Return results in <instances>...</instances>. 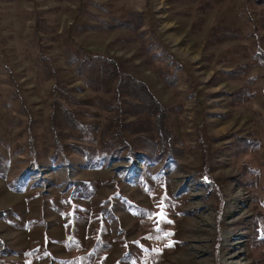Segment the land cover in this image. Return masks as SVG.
<instances>
[{
    "label": "rangeland",
    "instance_id": "obj_1",
    "mask_svg": "<svg viewBox=\"0 0 264 264\" xmlns=\"http://www.w3.org/2000/svg\"><path fill=\"white\" fill-rule=\"evenodd\" d=\"M259 52L264 0H0V264H74L95 238L88 264H264ZM92 55L145 84L171 143L135 107L120 149Z\"/></svg>",
    "mask_w": 264,
    "mask_h": 264
},
{
    "label": "trees",
    "instance_id": "obj_2",
    "mask_svg": "<svg viewBox=\"0 0 264 264\" xmlns=\"http://www.w3.org/2000/svg\"><path fill=\"white\" fill-rule=\"evenodd\" d=\"M227 31H228L227 29H224L223 33H227ZM233 33H234L233 35L232 34L223 35L221 40L234 39V38L236 39L235 35L237 34L235 32ZM210 35L212 34L210 33ZM259 53H260L259 54L260 58H264V52H259ZM85 62H87L89 67L92 64L99 66L102 69V73L104 74V76L108 77V79H111V78L115 79V82H114V85L111 91L112 93L108 97V101L110 103L105 102V105H106L107 110L113 111V114H115L116 116L118 115L114 121H111L113 122L111 123L112 130H113L111 132V137L115 138L117 136H120L119 141H120V145L122 146L120 148L121 150H125V151L132 152V153L135 152V150H133V148L131 147L130 140L124 139V134H123L122 129L126 128L128 125H131V124L134 125L136 121L134 119L131 124L128 122H120V117L123 113L130 114L132 113V111L137 112V109L138 111H146L148 114H150L151 111L154 113V110L159 112L156 121L153 122L156 128V131L158 132L157 139L159 140L162 137L163 139H166L167 141L166 143H171L172 135L165 128V126L160 122L165 110L164 108H162L160 103L154 99V96L148 91V89L146 88L143 82L131 77V75L125 72H121L119 70L120 64L114 59L104 57V56L92 55V56H88ZM80 70L81 69L78 68L79 73H80ZM91 79H92V76L90 75V73H87L85 82L88 83V81H90ZM262 88L264 92V82H263ZM52 90H53L52 92H55V93L58 92L59 97H61L62 99H66L67 97L66 92H64L63 90H60V88H56L55 84H53ZM125 96L128 98L124 99ZM135 102L137 103L135 104ZM124 104H126V106H124ZM103 128L107 130L106 125H104ZM141 131L148 132L149 130L145 129L144 127L140 128V131L134 130L135 133H140ZM53 135H55V133ZM53 138L54 139L56 138L54 140L55 146L60 147L61 142H59V139L55 136H53ZM85 139H87V137H85ZM89 139H92V138H89ZM131 142H135V138ZM69 146L74 148L77 145L76 143L74 144L71 143ZM30 147H31V142H30ZM109 247L110 245L107 242L101 241L100 238H95L89 250L87 252H83L82 254L75 256L73 262L74 264H82L84 262L88 264L91 257L95 258L97 256L98 258L96 259V262L100 263L101 259H103L100 252L107 250ZM57 261H63V260L58 259ZM91 264H94V263L91 262Z\"/></svg>",
    "mask_w": 264,
    "mask_h": 264
}]
</instances>
